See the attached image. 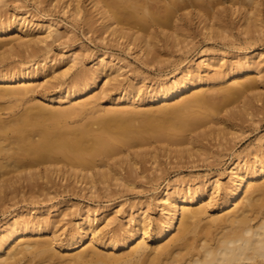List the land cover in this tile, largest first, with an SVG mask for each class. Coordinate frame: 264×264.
<instances>
[{
    "label": "bare ground",
    "instance_id": "1",
    "mask_svg": "<svg viewBox=\"0 0 264 264\" xmlns=\"http://www.w3.org/2000/svg\"><path fill=\"white\" fill-rule=\"evenodd\" d=\"M89 1L100 15L101 28L126 38L122 23L137 24L139 21H145L150 24L147 28L151 29L156 25H165L180 9H207L223 2ZM229 1L233 7L238 5L234 12H238L244 19L250 18L247 7L254 13L258 11L257 0ZM63 3L64 10H68L69 0H63ZM70 10L68 11L75 17L82 15L77 4ZM21 19L17 22L20 25L17 28L14 26L15 21L0 20V53L4 55L14 54L15 51H28V61L36 60L40 52L37 45L53 39L58 30L57 26L51 21L43 24L31 23L29 26L25 20L21 22ZM87 21H93L90 15ZM152 22H155V25ZM245 31L251 32V26H247ZM32 33L36 35L32 36ZM10 34L14 35V38L5 40ZM131 35L133 40L129 38L132 41H129L127 46L135 44L141 52L143 51L144 56H149V52L152 53L147 51L152 46L150 38L148 40L135 33ZM162 35L164 39L169 38L166 34ZM15 41L19 43L7 50L6 48ZM222 61L223 57L204 53L200 57L199 65H183L179 77L159 83L151 92L140 98L139 103L145 102L147 105L144 110L146 114L157 113L158 118L175 119L173 122L167 120L168 123L171 122L168 125L164 119L155 125L151 123L154 120L149 121L148 117L146 118L149 120L140 122L138 126L134 125L133 114L138 111L133 107L136 91L134 92L131 86L120 90L110 100L111 106L117 107L109 106L92 111L94 107L99 106L98 94L94 95L93 92L100 83V73H118L122 68L116 67L112 60L99 58L96 63L100 66L99 70L92 73L80 72L67 87L60 89L54 98L45 93L35 94L38 86H33L40 76L46 78L45 85L50 83L51 79H57L56 75L49 78L45 75L47 71L52 70V66H42L39 72H32L29 69L35 62L5 72L0 70V101L6 103H3L5 106L0 105V171H16L22 168L28 170L40 167L41 164L51 165L52 161L57 159L90 168L97 159L112 158L121 154L123 148L129 150L134 146L141 147L151 140L178 145L195 142L200 138L198 136L205 135V132L198 133V138L190 137L191 133L210 122L214 123L212 112L224 110L234 96L254 90L256 81L262 77V69L259 67L264 63V55L261 52L248 50L239 55L235 63L226 65L225 69L214 70L215 66L222 65ZM112 79L116 78L109 76L105 84ZM85 96L87 97L84 98ZM172 99L175 102L168 103ZM65 101L68 106H47L52 102ZM45 102L48 104L44 105ZM156 104L160 106H154ZM20 106H24V109ZM15 107L22 110L14 111ZM1 108L8 110L5 117L2 116ZM88 110H91L89 115ZM240 113L231 110L227 117L235 118ZM107 115L110 120L104 119ZM92 116L93 120H89ZM76 118L85 120L73 125L77 121ZM94 124L98 126L94 127ZM236 125L232 124V127ZM135 156L142 157L143 153H135ZM228 169V179L223 184L217 177H212L205 182L199 180L193 188L181 189L176 185L171 188L170 184L164 186L159 196L160 214L152 231V239L156 243L152 249L148 248L143 239L148 233L151 234L152 228L146 210L130 215L123 224V229H116L114 235L106 239L102 228L98 229L94 225L100 220L98 215L90 217L86 211L87 214L85 213L78 223L76 232L69 236L66 245L62 247L66 249L65 254H60L52 247V242L57 237L52 230L56 219L50 217L47 211L31 214L29 210L23 212L17 209L0 223V264H205L202 258L207 253L219 250L229 240L241 238L246 231L264 233V150H256L251 159L232 163ZM104 175L105 173H102L101 178H104ZM81 179H87L90 189H95L96 180L91 174H81ZM115 179L123 180L122 177ZM17 181L18 178L0 179V188H6ZM213 194H222L216 205L219 212L204 222L208 215L207 205L202 202L205 197L213 200ZM106 212L104 209L100 214ZM103 220L105 226L114 221L107 217H103ZM87 234H91L93 238L89 243H83ZM83 245L81 250L69 253L70 250L75 251Z\"/></svg>",
    "mask_w": 264,
    "mask_h": 264
},
{
    "label": "rangeland",
    "instance_id": "2",
    "mask_svg": "<svg viewBox=\"0 0 264 264\" xmlns=\"http://www.w3.org/2000/svg\"><path fill=\"white\" fill-rule=\"evenodd\" d=\"M89 2L69 0V11L76 4L81 9L82 15L75 17L66 8L64 10L63 0H0V20L15 21L16 28L20 26L17 23L20 18L21 22L25 20L29 26L31 23L43 24L51 21L58 29L53 39L37 45L40 52L36 60L28 61V51H15L14 54L4 55L0 53V70L5 72L35 62L29 69L32 72H39L42 66H52V70L47 71L45 75H48V78L56 75L57 79H51L50 83L45 85L46 78L40 76L33 86H38L35 94L45 93L54 98L56 93L67 87L80 72L92 73L99 70L100 66L96 64L99 58L112 60L116 67L122 68L118 73H100V83L93 92L94 95L98 94L99 106L94 107L92 111L111 106L110 100L120 90L131 86L133 91H136L133 107L138 111L133 114L134 125L138 126L140 122L149 119L154 120L151 123L155 125L164 119L168 125L171 122L168 123L167 120L173 122L175 119H161L157 113L146 114L144 110L147 105L145 102L139 103V100L159 83L179 77L183 65L195 67L199 65L201 55L214 53L223 57L222 65L214 67V70L221 71L226 65L235 63L239 55L248 50H256L264 55V0H257L258 11L255 13L245 7L249 11V19H244L238 12H234L238 5L233 7L229 0H223L222 3L207 9H180L165 25H156L151 29L147 28L150 24L145 21H139L137 24L122 23L121 27L126 31L127 38L102 29L100 15ZM241 10L242 8L240 12ZM88 15L92 17V22L88 23ZM152 23L155 25V22ZM247 26H251V32L245 31ZM132 33L142 35L148 40L150 38L152 46L147 51L152 53L149 52V56H144L143 51L141 52L135 44L127 46L128 42L133 40ZM162 34L168 35L169 38L164 39ZM12 38L14 35L10 34L5 40ZM18 43L19 41L12 42L6 49ZM72 57L75 60H72ZM259 68L262 69V77L256 81L255 89L244 95L234 96L224 110L212 112L215 122H210L191 133L190 137L200 138L190 144L178 145L151 140L141 147L134 146L129 150L123 148L121 154L112 158L97 159L90 168L57 159L52 161L51 165L41 164L40 167L28 170L22 168L16 171H0V179L19 180L8 185L9 188H0V223L17 209L23 212L29 210L31 214L47 211L50 217L56 219L52 230L57 237L53 240L52 247L60 254H65L66 249L62 247L66 245L69 236L76 232L77 225L84 218L86 211L90 217L98 215L100 220L94 225L98 229L102 228L106 239L113 236L116 229H123V224L130 215L146 210L152 228L151 234L148 233L143 239L148 248L152 249L156 246L152 231L161 210L159 196L166 184H170L171 188L174 185L181 189L193 188L199 180L205 182L212 177H217L223 184L228 179V168L232 163L251 159L256 150H264V63ZM109 76L116 79L105 84ZM173 102L174 99L168 103ZM3 103L5 101H0V105ZM59 105L68 106L66 101L52 102L47 106ZM24 106L26 108L27 104ZM24 106L20 107L24 109ZM17 109L19 108L15 107L13 110ZM231 110L241 113L235 118H228L227 113ZM1 112L5 117L8 110L2 109ZM90 112L91 110L87 111L88 115ZM128 115L130 114H124ZM94 116L89 117V120H93ZM80 119L76 118L78 122L75 121L73 125L85 120ZM104 119L110 120V116L107 115ZM232 124L237 125L232 127ZM96 126L98 124H94V127ZM204 132L205 135L196 137ZM138 152L143 153V156H135ZM85 173L91 174L96 180L95 189H90L87 179H81V174ZM102 173H105L104 178L100 176ZM118 177L123 180L117 181L115 178ZM221 196L222 194H213V200L207 197L203 199L202 204L207 205L208 215L204 222L210 216L218 214L216 205ZM104 209L107 212L100 214ZM103 217L114 221L105 226ZM92 238L91 234H87L83 243H89ZM83 247L84 245L77 247L75 251L72 249L69 253L79 251Z\"/></svg>",
    "mask_w": 264,
    "mask_h": 264
},
{
    "label": "clouds",
    "instance_id": "3",
    "mask_svg": "<svg viewBox=\"0 0 264 264\" xmlns=\"http://www.w3.org/2000/svg\"><path fill=\"white\" fill-rule=\"evenodd\" d=\"M202 259L205 264H264V233L246 231Z\"/></svg>",
    "mask_w": 264,
    "mask_h": 264
}]
</instances>
